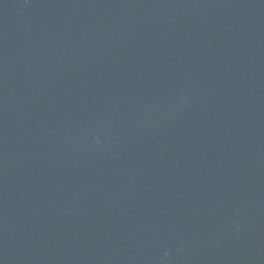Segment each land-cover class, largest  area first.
Returning a JSON list of instances; mask_svg holds the SVG:
<instances>
[{
	"label": "water",
	"instance_id": "obj_1",
	"mask_svg": "<svg viewBox=\"0 0 264 264\" xmlns=\"http://www.w3.org/2000/svg\"><path fill=\"white\" fill-rule=\"evenodd\" d=\"M0 264H264V0H0Z\"/></svg>",
	"mask_w": 264,
	"mask_h": 264
}]
</instances>
